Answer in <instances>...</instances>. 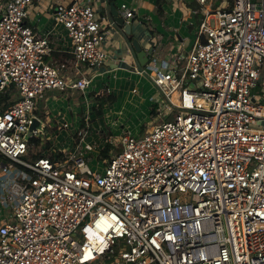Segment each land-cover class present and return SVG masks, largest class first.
<instances>
[{"label": "built area", "instance_id": "1", "mask_svg": "<svg viewBox=\"0 0 264 264\" xmlns=\"http://www.w3.org/2000/svg\"><path fill=\"white\" fill-rule=\"evenodd\" d=\"M36 1L0 0V99L14 95L0 103V201L9 209L0 264H264V126H254L264 121V97L254 93L264 82V0H168L195 2L201 17L190 22L187 53L136 68L168 100L163 120L121 133L102 170L90 164L101 151L89 125L36 158L25 136L47 91L90 87L72 63L101 66L117 23L90 0L56 1L70 43V57H56L58 37L27 22ZM136 1L119 3L128 22Z\"/></svg>", "mask_w": 264, "mask_h": 264}, {"label": "crops", "instance_id": "2", "mask_svg": "<svg viewBox=\"0 0 264 264\" xmlns=\"http://www.w3.org/2000/svg\"><path fill=\"white\" fill-rule=\"evenodd\" d=\"M56 1L69 2L71 0H37L30 10L27 22L33 24L39 31H51L58 37L55 51L61 52L59 57H67V55L70 57V54L67 53L70 43L66 37L65 29L62 25L56 24L54 20L53 5ZM121 1L122 0H95L93 2L90 0L92 6H96L99 9L98 16H107L110 19H114L110 6L111 2H114L118 8ZM135 5L137 7V15L135 18H138L145 23L150 32L148 35L143 33V36L146 35L143 39L137 38L145 49H153L152 53L149 54V62L146 65H141L137 52L128 38V35H133L132 30L130 34H126L124 27L116 24L115 28H112L107 32L105 47L109 49L110 57L101 66L88 68L87 65H79L78 67H75L72 63V67L69 71L72 75H83L91 79L90 87L86 91H80V95L82 96L84 94V97L77 99L73 96L75 92L79 91L77 89H67L61 93L62 95L52 93L50 96V92L54 90L52 89L47 91L44 98L39 101L40 108L38 107L37 111L43 114L42 111L46 110L49 106L53 108H63V111L67 113L64 114V120L67 121V117L71 119L69 120L70 122H67L69 123V126L72 127L73 123L78 125L77 117L72 116L74 112V104H80L82 106L85 104L83 103L85 100H91L92 96L90 97L89 94H93L92 101L88 103V106L93 108L97 105L96 101H94L95 96L115 95V102L112 104H104L102 106L103 113L98 115V117L94 116L90 122L92 136L89 138L94 142L102 141L106 136L109 137V135V138L112 139V137L120 135L126 130L132 131L133 120L137 127L140 122L138 119L139 113L134 115L129 124H123L120 126L118 124L120 118L121 121L124 120L122 110L129 104L135 105L134 111L141 106V109L146 115L153 116L154 112H152V110L159 111L158 103L162 99L161 97L152 96V98H149V101H147V96L141 97L142 94L138 95L139 87H146L147 77L145 76L146 74L138 73L136 68L140 70L144 68L151 69L156 66L164 68L170 64V57L174 52L188 51L194 39L192 29L194 25L190 24V22H197L199 16L190 11V8H193L194 6L196 7L195 2L193 1L172 7V4L168 0H138ZM134 38L136 37L133 35V39ZM151 82L153 83L152 80ZM150 88L151 87H147V92ZM175 95L176 101H179L178 93H175ZM138 96L140 103L137 104L135 101ZM131 99H133V102H131ZM151 99L156 102L152 104L150 102ZM69 102L71 105L64 108V104ZM77 114L80 116L79 112ZM105 115L108 119L107 121L105 120ZM115 115H118V117L113 119V116ZM65 121H63V123ZM44 124L46 127L48 119ZM109 124H111V127L108 126ZM94 128L98 129L99 133L93 132L92 134V129ZM138 129L139 128L137 127L136 130ZM114 132L116 135L113 134ZM70 133H72V131L64 128L58 135V140L60 141L61 137L66 135L67 139L65 144H69L68 137L70 136ZM100 133H104L105 135L101 136ZM102 148L103 147L97 146L98 151H101ZM3 161L4 158L0 155V181L5 178L1 171ZM10 175H15V173H10ZM1 188L2 187L0 186V189ZM6 211L9 213V209L0 201V224L7 217Z\"/></svg>", "mask_w": 264, "mask_h": 264}, {"label": "rangeland", "instance_id": "3", "mask_svg": "<svg viewBox=\"0 0 264 264\" xmlns=\"http://www.w3.org/2000/svg\"><path fill=\"white\" fill-rule=\"evenodd\" d=\"M93 2L95 0H92ZM137 2V1H136ZM136 2L134 3V5L136 4ZM94 10H95V13L96 15L98 16L99 14V9L94 6ZM150 21V20H149ZM151 24V22H150ZM152 25V24H151ZM130 26H131V30H132V34L140 39V38H144L146 35L150 34L149 30L147 29V25L145 23H143L142 21H140L138 18H131V22H130ZM194 29V27L192 28ZM143 33L146 34L145 36H143ZM107 35V33H106ZM67 57H69V55H67ZM88 68H91V67H88ZM74 72H75V68H74ZM73 72V73H74ZM147 77L146 79V87L144 88L143 86H140L139 87V92H138V95L142 94L141 97H144V96H147V101H149V98H152L153 97H161L162 99L159 101V107H163L164 104H166L168 102V100L166 99L165 95L163 94V92L161 91V89L154 83L151 82V78L146 74L145 75ZM147 87H151L150 90L147 92ZM80 91L82 90H79L77 92L74 93V97L77 98V99H81L82 97H84V94L81 96L80 95ZM83 92V91H82ZM146 92V93H145ZM56 94V95H62L61 93H63V91H61L60 89H54L53 91L50 92V96L51 94ZM254 93L256 95H260L262 97H264V82L261 80L260 81V84L258 85L257 88H255L254 90ZM89 96L91 98L90 101H92L93 99V94H89ZM14 95L12 94L11 96V99H13ZM134 98V97H133ZM40 101V100H39ZM89 100H85L83 103L82 106L80 104L76 105L74 104V112L72 114V116H76L77 117V124H74L73 123V128L70 126L68 129L72 132H74V130L78 127V126H82V125H89L90 128H91V121H92V118H94V116H97L98 117V114L97 112L95 111L94 107L93 108H90L88 106V103L90 102ZM82 102V101H81ZM79 102V103H81ZM131 102H133V99H131ZM137 104L140 103V100H139V96L138 98L136 99L135 101ZM152 104H154L156 101L151 99L150 101ZM114 103V102H113ZM156 103V104H157ZM263 103H264V99H263ZM39 104V102H38ZM37 106L40 108V105ZM71 105V103H65L64 104V108H66V106H69ZM138 106V105H136ZM142 107L140 106L139 109H137L136 111L135 110V105L134 104H129L126 108H124L122 110V116H124V120L121 121V118L119 119V126L120 125H123V124H129V122L132 120V118L134 117V115H136L137 113L138 114V119L140 120V122L138 123L137 127L139 128L138 130H136V123H134L132 121V126H133V132L134 133H138V134H144L145 132L151 130V128L155 125V124H158L159 122H161L163 120V117L161 115H159V112L158 111H155L154 110V114L153 116L152 115H146V113L141 109ZM80 109V110H79ZM38 110V109H37ZM32 111L33 114L37 115L44 123L47 122V119H48V124L47 126L44 128V132L43 133H40L38 134L37 136H34V140L29 144V155L30 156H33L35 154H40L42 152H48L49 154V151L51 149H57L56 148V145H60V147H65L64 144H63V141L64 139H66V135H63L61 137V140L59 141L58 140V135L61 133V131L65 128V127H62L61 124L63 123V121H65L64 119V114H67L65 111H63V108H53V107H48L46 110H43V114L40 113L39 111ZM70 111V110H69ZM80 113V116H78L77 113ZM72 113V111H71ZM164 113L166 116H168V119H170L173 115V112L170 111L169 109H165L164 110ZM118 115H115L113 116V119L117 118ZM67 121L71 120L67 117ZM74 119V118H73ZM105 120L107 121V117L105 115ZM128 120V121H127ZM70 122V121H69ZM81 122V124H80ZM109 127H111V124L108 125ZM254 126H264V121H259L258 123L254 124ZM94 133H99L98 129L94 128L92 129V134ZM114 135H116V133L114 132L113 133ZM101 136H104L105 134L104 133H100ZM92 136V135H91ZM110 137V135H109ZM69 139L68 140H71V137H68ZM112 142H110V139L109 140H106V137L104 140L102 141H99V142H95L97 146L99 147H104L106 142H110L112 147L110 149V154L112 151H119L121 150V134L120 135H117V136H114L112 137ZM72 141V140H71ZM67 146L69 144H66ZM103 149V148H102ZM101 153V152H100ZM93 158V157H92ZM27 159H30V157H27ZM106 162V158H103L101 155H100V158H93V160H91V166L94 168V169H98V170H102V167L104 166ZM6 214L8 216V212L6 211Z\"/></svg>", "mask_w": 264, "mask_h": 264}, {"label": "water", "instance_id": "4", "mask_svg": "<svg viewBox=\"0 0 264 264\" xmlns=\"http://www.w3.org/2000/svg\"><path fill=\"white\" fill-rule=\"evenodd\" d=\"M110 6L115 22L118 25L124 27V31L126 32V34H130L131 33L130 22L126 21L124 17L119 14V10L114 2H111ZM132 44L137 52L141 65H146L149 62V54L152 53L153 49H149V50L145 49L137 38H134L132 40ZM41 126H42V120L39 119L38 117H33V122L30 125L28 132L25 136L26 139L29 140L32 137L34 130L41 128Z\"/></svg>", "mask_w": 264, "mask_h": 264}, {"label": "trees", "instance_id": "5", "mask_svg": "<svg viewBox=\"0 0 264 264\" xmlns=\"http://www.w3.org/2000/svg\"><path fill=\"white\" fill-rule=\"evenodd\" d=\"M199 17H201V15H198ZM128 38L130 39V42H132V39H133V35H128ZM132 45V44H131ZM54 55L56 57H59L61 55V52L59 51H55L54 52ZM11 96L12 94H8L7 96H4L2 95L1 96V99H0V103L3 102V108H7L10 106V104L12 103V99H11ZM116 100V96L111 94V95H102V96H95L94 97V101H96L97 105L94 107L95 111L97 112L98 115H101L103 113V109H102V106L104 104H112L113 102H115ZM152 112H154V110H152ZM34 136H32L30 139H29V144L34 140ZM112 145L110 142H106L105 146L103 147V149L101 150V153L100 155L103 157V158H109L110 156V149H111ZM41 155L40 154H35L32 156V158H36V157H39Z\"/></svg>", "mask_w": 264, "mask_h": 264}, {"label": "bare ground", "instance_id": "6", "mask_svg": "<svg viewBox=\"0 0 264 264\" xmlns=\"http://www.w3.org/2000/svg\"><path fill=\"white\" fill-rule=\"evenodd\" d=\"M175 93H178L176 90H173L169 95H170V98L176 103V105H179V103L181 102V100H177L176 101V95H175ZM178 95H179V93H178ZM179 99H180V96H179Z\"/></svg>", "mask_w": 264, "mask_h": 264}]
</instances>
